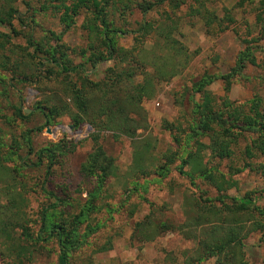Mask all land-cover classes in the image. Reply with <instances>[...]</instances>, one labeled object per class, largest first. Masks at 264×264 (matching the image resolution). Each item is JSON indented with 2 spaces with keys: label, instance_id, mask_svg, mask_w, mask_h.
<instances>
[{
  "label": "rangeland",
  "instance_id": "obj_1",
  "mask_svg": "<svg viewBox=\"0 0 264 264\" xmlns=\"http://www.w3.org/2000/svg\"><path fill=\"white\" fill-rule=\"evenodd\" d=\"M43 1L12 0L18 17L12 19L11 27L0 24V31L15 30L10 32L12 51L8 46L0 47V192H11L19 201V206H10L9 197L0 196V202L8 205L0 213L4 220L0 222V264H57L56 240L34 239L40 210L48 201L42 187L64 200L56 208L58 213H77L88 201L95 206L79 232H86L88 224L98 225V229L87 236L86 244L71 253L69 264H185L184 254L192 253L196 245L193 238L186 236H203L213 221L192 225V210L188 212V208L195 206L196 200L217 195L215 188L201 177L194 176L191 181L180 172L189 171L186 165L179 166L188 152L196 150L197 141L208 142L205 136L191 135L194 104L201 102L200 94L194 93L191 86L209 73L215 79L205 89L211 93L215 106L222 108L226 98L234 104L244 103L254 95L264 102V33L253 26L260 0H203L202 6L193 0L178 6L169 0L108 1L105 20L117 32L113 35L116 47L133 48L146 62L155 56L168 67L174 63H184L185 67L175 76L155 81L154 95L142 103L144 111L131 115L145 118L134 136L111 130L99 132V144L114 158L116 170L98 188L96 178L81 171L93 147L94 128L85 116L74 125L71 116L78 110L75 88L87 91L90 103L98 104L99 93L94 84L104 79L108 68L115 64L113 59L102 60L91 68L81 54V49L89 53L90 44H94L91 48L103 50L87 29L92 17L89 9L81 7L71 20L63 21V9L43 7ZM73 1L66 0V4ZM147 3L154 5L142 11ZM0 4L6 7L9 1L0 0ZM144 22L149 25L138 31ZM167 25L171 27V38L187 50L176 58L169 54L178 43L168 48L157 35V29ZM28 36L43 46L42 55L33 53ZM253 37L258 38L251 40ZM245 39L251 41L246 44ZM250 44L257 65L247 63L226 85L219 76L230 71L238 52ZM51 47L59 59L73 64L86 61V69L65 73L47 61L40 66L36 56H46L45 50ZM141 78L138 75L135 80ZM96 110L92 106L88 113L94 115ZM27 137L32 149L26 144ZM249 139L239 140L233 159L211 158L204 149L202 160L218 165L226 177L236 180V186L226 191L229 197L244 196L249 204L262 206L264 180L259 174L249 169H230L231 165L241 166L239 153ZM69 144H74L75 149L63 147ZM44 147L54 155L47 176L45 154L42 161L37 159ZM163 168H167L164 173L160 172ZM147 214L151 227L138 229L136 222ZM235 218L229 223L244 236L241 256L250 264H264V234L250 230L246 214L239 213ZM160 221L182 225L183 232L178 227L156 231L153 227ZM220 230L226 231V226ZM102 246L108 249L97 251ZM213 263L211 257L199 264Z\"/></svg>",
  "mask_w": 264,
  "mask_h": 264
},
{
  "label": "trees",
  "instance_id": "obj_2",
  "mask_svg": "<svg viewBox=\"0 0 264 264\" xmlns=\"http://www.w3.org/2000/svg\"><path fill=\"white\" fill-rule=\"evenodd\" d=\"M9 4H0V24L11 27L12 19L18 17L17 9L11 4L12 0H8ZM14 1V0H13ZM109 0H75L70 4H66V0H44L43 7H53L59 10L63 9L61 18L63 21L72 19L73 14L83 7L89 9L92 17L88 20L87 29L92 39L99 40L102 44L103 50L91 48L94 44H90L87 49H81V54L86 61L90 63V67L104 60L113 59L114 66L109 67L106 77L94 84L98 91L97 103L91 104L88 99V92L84 89L75 88V106L78 109L71 118L74 125L80 124L84 119L87 120L94 128L92 133L93 147L88 153L86 160L81 166V171L86 176L95 177L97 180V188L103 185L104 181L114 174L116 166L114 158L108 155L103 147L99 144V132L102 130H111L114 133L124 134L126 136H134L136 131L143 127V118L134 117L131 115H138L139 111H144L142 103L145 99L151 98L154 93L155 81L166 80L169 77L177 75L183 67L184 63L171 64L167 66L165 62L158 61V57H153L151 62H146L144 57L140 56L138 52L134 53L133 48L126 49L123 47H116L113 35L116 30L109 28L105 20V7ZM165 0H159L162 3ZM174 1V5L182 4L185 0H169ZM198 5H203V0H193ZM261 8L255 14L254 27L263 30L264 33V0H260ZM154 3H147L142 11H146ZM199 12V8L196 9ZM228 17V14H226ZM214 17V16H213ZM219 21L221 18H217ZM100 21L99 24L96 21ZM209 24V22H208ZM207 24V25H208ZM149 24L142 23L138 31L145 30ZM164 28V29H163ZM10 32H15L13 28L9 32L0 31V47L12 46V35ZM171 27H159L157 35L163 38L168 48L174 43L179 46L171 47L170 54L173 58L185 53V48L179 44L177 40L171 38ZM260 33V32H259ZM258 37H253L251 40H256ZM172 39V41H171ZM97 40V41H98ZM250 39H245L247 44ZM27 43L33 49L34 54L42 55L43 46L36 42L33 37H27ZM252 47L246 45L244 49L240 50L235 58L234 66L229 72L220 75L226 85L232 81V76L241 72L247 63L257 65L256 57L252 52ZM54 47L46 49V56L37 55L38 64L43 66L44 61L51 63L57 69L65 73H74L78 70H85L86 61L83 63L73 64L69 60L63 58L59 59L55 53ZM11 50V48L9 47ZM12 51V50H11ZM64 53V52H62ZM132 61L129 63V61ZM180 65V66H179ZM151 66V69H148ZM179 66V67H178ZM138 75H142L141 80H135ZM215 79V76L204 73L199 79L193 81L192 90L194 93L200 94L201 102L194 104V118L191 124V135H202L208 138L207 143L197 141V148L192 152H188L186 158L180 163L179 167L187 166L189 171L181 170L180 172L187 175L191 181L194 176H199L206 182L211 184L217 191V195L213 198L206 196L201 200L195 201V206L188 208V212L192 210L190 222L192 225L197 223H205L211 221L209 228L203 236H186L193 238L196 242L192 253L184 254L185 264H199L201 261L214 257L213 264H250L241 256L242 239L239 232L234 231L235 226L229 222L236 221L235 215L241 213L246 214V221L250 223L251 231H260L264 234V205H251L246 197L236 198L229 197L226 191L236 186V180L226 177L218 165H208L207 160H202V152L206 149L211 158L215 159H233L235 156V146L239 140L244 137H249V141L241 150V166H230L235 172L249 169L255 171L264 180V102L262 97L254 95L244 103L234 104L227 98L223 100L222 108L215 106L214 99L211 93L205 89ZM75 101V100H74ZM96 106L97 110L94 115L88 113L90 107ZM21 109H19L20 112ZM69 112L70 109L67 108ZM59 114V112H57ZM83 116L85 118L83 119ZM142 123V124H143ZM26 144L30 147L29 137L26 138ZM69 151L75 149L74 144H69L67 147ZM43 154L47 158L46 176L49 175L54 161L53 152L44 147L40 149L37 154L38 161H42ZM263 157L261 160L256 158ZM172 162V161H171ZM139 167H143L140 165ZM140 170H144L141 168ZM167 168H163L160 172H166ZM233 171V170H232ZM95 189V191L97 190ZM48 201L40 210V225L34 238L35 241H47L54 238L57 243V264H69L70 255L73 251L79 249L87 243V236L94 233L97 226H86L87 231L81 234L79 232L80 225L89 217V211L94 209V204L91 201L86 202L84 208H81L77 213H67L66 215L56 212V208L64 204V200L53 192L42 187ZM95 191L90 195L93 196ZM4 195L0 192V196ZM4 196L9 197L10 206H19V201L12 196L11 192H5ZM213 200L218 202V206ZM153 205V204H152ZM220 205V206H219ZM6 204L0 202V213L5 212ZM229 215L230 218H226ZM4 220L0 219L2 223ZM221 222L217 224L216 222ZM222 225L226 226V231L220 230ZM135 226L139 229L141 227L150 228L151 221L149 214L145 215L141 221L136 222ZM182 225H177L165 221H160L154 225V229L160 232L173 231L176 227L183 232ZM221 226V227H220ZM159 232V233H160ZM26 235L27 233L24 232ZM147 235V234H145ZM190 235V234H189ZM108 247L102 246L97 248V251H105Z\"/></svg>",
  "mask_w": 264,
  "mask_h": 264
}]
</instances>
